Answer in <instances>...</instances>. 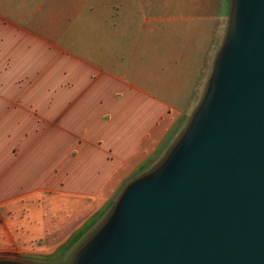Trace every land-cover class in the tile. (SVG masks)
<instances>
[{
  "label": "crops",
  "instance_id": "obj_1",
  "mask_svg": "<svg viewBox=\"0 0 264 264\" xmlns=\"http://www.w3.org/2000/svg\"><path fill=\"white\" fill-rule=\"evenodd\" d=\"M44 2L0 0V22L27 26ZM219 11V0H112L92 34L95 61L84 59L94 66L65 53L63 99L55 83L44 99L9 98L3 87L0 257H48L131 177L147 174L175 128L204 105Z\"/></svg>",
  "mask_w": 264,
  "mask_h": 264
},
{
  "label": "water",
  "instance_id": "obj_2",
  "mask_svg": "<svg viewBox=\"0 0 264 264\" xmlns=\"http://www.w3.org/2000/svg\"><path fill=\"white\" fill-rule=\"evenodd\" d=\"M244 14L217 57L195 137L170 175H146L127 194L99 264H264V0H248Z\"/></svg>",
  "mask_w": 264,
  "mask_h": 264
},
{
  "label": "rangeland",
  "instance_id": "obj_3",
  "mask_svg": "<svg viewBox=\"0 0 264 264\" xmlns=\"http://www.w3.org/2000/svg\"><path fill=\"white\" fill-rule=\"evenodd\" d=\"M2 1L6 2L9 8L14 7L11 4L20 6L23 2V0ZM42 2L44 4L38 17L36 16L37 19L27 26L0 22V96L3 87L6 86L9 98H15L16 94L23 93L25 98L44 99L48 97L50 84L55 83L56 96L63 99L65 53L77 52L83 60L90 57L88 55H92V51L89 48L95 45L92 38L96 21L103 16H111L112 11V0H66L65 2L42 0ZM247 4L248 0L242 2L219 0L218 15L221 25L217 31V57L225 43L231 23V29H234L237 18L241 19L245 16ZM90 59L94 62V55L93 59L91 57ZM84 61L85 64L94 66L90 60ZM52 69L55 72L53 76ZM49 76L53 77L52 80H49ZM94 78L92 76L93 80ZM210 78L212 81V74ZM1 105L0 97V110ZM195 119L197 117L194 116L190 119L186 118L175 128L163 147L148 161L144 169L147 176L153 180L164 179L173 172L180 157L195 137L197 127L200 126ZM46 123V119L40 118L41 132L47 131L43 127ZM140 174L141 172L136 173L123 185L99 219L70 248L68 244L71 237L48 257H0V264L7 262L99 264L117 241V229L121 223L124 200L137 183L143 181L144 178Z\"/></svg>",
  "mask_w": 264,
  "mask_h": 264
},
{
  "label": "trees",
  "instance_id": "obj_4",
  "mask_svg": "<svg viewBox=\"0 0 264 264\" xmlns=\"http://www.w3.org/2000/svg\"><path fill=\"white\" fill-rule=\"evenodd\" d=\"M102 213H103L102 211L100 213H98L97 216L87 224V226H85L83 229H81V231H79L77 234H75L71 238V240H69V244H68L69 246H68V248H70L71 246H73L78 241V239L81 236H83L86 233V231H88V229L92 226V224L99 219V217L102 215ZM68 248H66V250Z\"/></svg>",
  "mask_w": 264,
  "mask_h": 264
}]
</instances>
